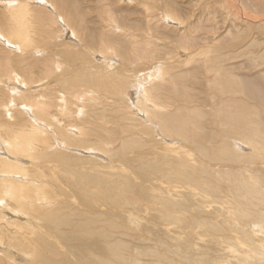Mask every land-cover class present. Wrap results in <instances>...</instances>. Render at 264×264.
Returning <instances> with one entry per match:
<instances>
[{
    "label": "bare ground",
    "instance_id": "6f19581e",
    "mask_svg": "<svg viewBox=\"0 0 264 264\" xmlns=\"http://www.w3.org/2000/svg\"><path fill=\"white\" fill-rule=\"evenodd\" d=\"M77 1L0 0V264H264V0Z\"/></svg>",
    "mask_w": 264,
    "mask_h": 264
},
{
    "label": "rangeland",
    "instance_id": "374dc122",
    "mask_svg": "<svg viewBox=\"0 0 264 264\" xmlns=\"http://www.w3.org/2000/svg\"><path fill=\"white\" fill-rule=\"evenodd\" d=\"M48 1V0H47ZM80 2H78V5H79V7L81 8V9H83V6H85V5H89V4H92V3H94L95 2V0H79ZM82 2V3H81ZM37 3L38 4H40V5H46V6H48V4L47 3H44V0H37ZM37 10H42V11H44L45 10V8L44 7H40L39 9H37ZM60 20V19H59ZM62 29H63V27L61 28V31H62ZM60 31V32H61ZM59 32V33H60ZM65 35V34H64ZM69 36H70V34H68ZM63 38H60V37H58L57 38V40L58 41H60V40H62ZM70 41H72V38H70ZM79 49H82V51H83V47H78ZM128 48V47H127ZM87 55H88V57H89V60L88 59H86V62L85 63H83V64H85V65H89V64H92V65H94V66H97L99 63H97L95 60H91V58H90V56H89V54L88 53H86ZM55 55H53V57H54ZM54 59L56 60V59H58L57 58V56H55L54 57ZM56 61H58V60H56ZM98 62H100L101 60H97ZM147 63H151V64H155V62L153 61V60H144V62L143 63H141L140 65H139V67L140 66H143L144 64H147ZM81 63H76V64H73V69H76V68H79V67H81ZM113 66H115V65H113ZM157 67V66H156ZM155 67V68H156ZM112 69V68H111ZM134 69H136L135 67H134ZM131 71H133V70H131ZM0 154H2V156L0 155V157H3V156H5L3 153H2V151H1V149H0ZM20 157H22V156H20ZM21 162V161H20ZM28 168L31 166V169H33V164H31L30 162L29 163H26L25 164ZM28 171H30V168L27 170V172ZM30 173V172H29ZM0 176H5V175H0ZM13 180H15V181H18V180H23L18 174H16V175H14L13 176ZM1 254V253H0ZM13 260V259H12Z\"/></svg>",
    "mask_w": 264,
    "mask_h": 264
}]
</instances>
